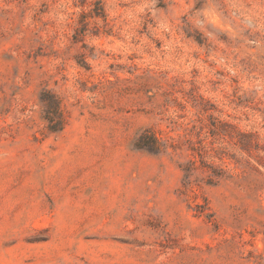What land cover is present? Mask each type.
Returning a JSON list of instances; mask_svg holds the SVG:
<instances>
[{
    "label": "rangeland",
    "instance_id": "1",
    "mask_svg": "<svg viewBox=\"0 0 264 264\" xmlns=\"http://www.w3.org/2000/svg\"><path fill=\"white\" fill-rule=\"evenodd\" d=\"M217 123L264 146V0H0V264H264Z\"/></svg>",
    "mask_w": 264,
    "mask_h": 264
},
{
    "label": "trees",
    "instance_id": "2",
    "mask_svg": "<svg viewBox=\"0 0 264 264\" xmlns=\"http://www.w3.org/2000/svg\"><path fill=\"white\" fill-rule=\"evenodd\" d=\"M209 119L214 120V117L209 115ZM212 127L213 128L209 130V133L212 134V136L222 135L224 137L227 136L233 138L235 140L233 145L238 149V152L246 153L248 156H251L253 151L264 152V146H260L257 136L253 133L242 132L238 127L226 123H221L220 125H218V123L216 125L212 124ZM201 135L202 129L196 133V136L198 137L197 146L192 148V151L198 155L201 161H203L209 150L203 145L202 140L200 139ZM145 143L149 147H155L157 145V140L153 137H147Z\"/></svg>",
    "mask_w": 264,
    "mask_h": 264
}]
</instances>
